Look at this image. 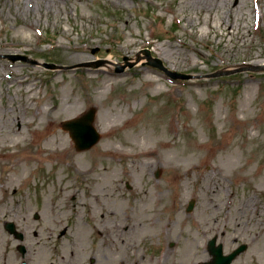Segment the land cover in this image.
Here are the masks:
<instances>
[{"label": "rangeland", "instance_id": "1", "mask_svg": "<svg viewBox=\"0 0 264 264\" xmlns=\"http://www.w3.org/2000/svg\"><path fill=\"white\" fill-rule=\"evenodd\" d=\"M71 48L88 51L69 61ZM145 48L177 71L248 70L172 82L145 60L137 63V54ZM15 53L37 62L0 59V143L6 133L32 134L33 108L80 98L83 89L77 77L87 70L83 62H112L114 71L118 64L135 65L115 71L122 81L98 91V100L86 101L78 113L56 121L69 135L62 121L95 106L101 133L95 146L78 151L76 158L44 164L27 183L20 170L13 171L14 179H2L0 194L5 192L1 196H10V202L0 207V242L4 218H25L33 226L41 223L57 231V217H80L69 222L78 226L70 225L66 243L79 237L83 264H163L166 250L173 251L164 264H198L210 259L207 241L217 233L227 253L247 244L233 264H264V71L250 69L264 64V0H0V54ZM44 61L65 66L47 70ZM147 74H152V82ZM98 75L91 82L93 93L105 87L98 81L104 74ZM172 116L189 128L177 139L166 137L178 145L203 137L216 143L233 133L231 141L203 164L201 157L195 158L202 165L189 176V168L180 174L173 166L186 168L189 150L170 153L168 161L104 156L94 170L76 171L78 164H92L87 159L93 148H133L137 140L127 132L140 131L151 119L156 126L165 124ZM112 123L120 127L113 138L101 129ZM13 149L26 148L18 144ZM255 152L258 156L253 157ZM7 159L0 156V177L10 168ZM215 163L226 167L223 175ZM157 168L162 169L159 179L153 175ZM11 181L17 184L8 187ZM191 198L196 203L188 212ZM85 202L97 207L89 218L86 208L75 210ZM36 212L42 220H34ZM14 256L17 261L18 254ZM48 256L39 249L32 264H46ZM0 264H5L1 253Z\"/></svg>", "mask_w": 264, "mask_h": 264}, {"label": "bare ground", "instance_id": "2", "mask_svg": "<svg viewBox=\"0 0 264 264\" xmlns=\"http://www.w3.org/2000/svg\"><path fill=\"white\" fill-rule=\"evenodd\" d=\"M78 53L70 54L67 59L68 60H76L79 59L77 57ZM107 73L104 80H107L108 85L103 87L102 91L105 92L111 85L112 82L120 81L121 78L113 75V69L111 65H104L100 68ZM89 72H94L91 69H88ZM96 73V72H94ZM94 77L93 75H83L81 76V80L84 82V87L86 88V95L84 96V100L90 99L92 96L89 92V84L88 82L91 80L90 78ZM148 82H152L154 80L152 74H147ZM32 86H29L28 89H31ZM94 98L98 100L99 95H94ZM81 101L77 98H74L69 101V106L66 107L63 103H58L54 107L45 108L41 107L39 110L34 112V116L38 117L41 120L45 119L46 125L40 127L41 124H34L33 126V134L31 136V143H33L32 147L26 148L24 150H14L13 148L20 144L24 143L27 137L20 132L18 137H11L7 133L3 135L2 141L0 143V148H5L7 152L1 153L0 156H4V158L8 161L10 159V168L11 170L3 169L2 178L14 179L15 175L13 171L20 170V175L23 177V180H27L29 178L28 172L34 173V169L31 168L33 164H41L47 162L49 160H58L64 161L68 158H76L77 155H74L69 148V139L67 136L59 130V127L56 125V121L59 117L65 114H73L80 109ZM121 110V108H120ZM145 113V111H144ZM153 127L151 126V122L147 121L145 125L137 132H127V137H133L137 141L135 143V147L128 148L124 150L114 149L109 150L105 146H102L101 149H96L90 153V159L94 162L100 160L106 155H109L111 152L114 153L111 155V158H116L117 154H121L124 158H136V159H159L161 157L170 159L168 156L169 153L181 154L188 148L189 153L187 155V165L193 164L196 162V157H199L201 154H205L204 160H209L218 151L226 150L229 145L233 133H231L227 138L218 141L216 143L206 142L199 140L198 142H194L190 144L189 142H185L184 146L178 145L176 142L166 139L167 136V128L166 126H158L156 127L152 122ZM174 128H177V123H174ZM106 130V135L108 137L113 138V134L115 130H117L116 125L109 124L104 126ZM112 130L114 132H112ZM236 132V131H235ZM8 143H2L6 142ZM10 149V150H9ZM7 154V155H6ZM253 157L258 156V152L252 154ZM181 165L179 163H175V167L179 168ZM213 167L218 171L219 174L223 175L226 167L223 164L215 163ZM93 170V166L87 165L86 167L81 164L76 165V171L80 174H84L90 170ZM9 172V173H8ZM17 184L15 181H11L8 184V187ZM1 191V188H0ZM4 206V198L0 196V207Z\"/></svg>", "mask_w": 264, "mask_h": 264}, {"label": "water", "instance_id": "3", "mask_svg": "<svg viewBox=\"0 0 264 264\" xmlns=\"http://www.w3.org/2000/svg\"><path fill=\"white\" fill-rule=\"evenodd\" d=\"M157 62H155L154 61V63L155 64H158V66H160V67H163V65H162V63H161V61L160 60H156ZM171 75H173V76H177V77H183V78H189V77H191V75H182V74H178V73H172V72H169ZM73 129V131H72V134H73V137L74 138H76V141H77V144H78V146L79 147H81L82 146V137L80 136V132H78L79 130L78 129H75V126H73L72 127ZM76 135H77V137H76Z\"/></svg>", "mask_w": 264, "mask_h": 264}]
</instances>
